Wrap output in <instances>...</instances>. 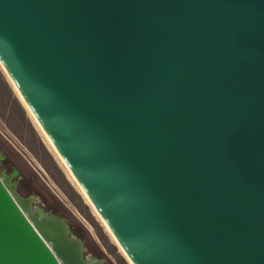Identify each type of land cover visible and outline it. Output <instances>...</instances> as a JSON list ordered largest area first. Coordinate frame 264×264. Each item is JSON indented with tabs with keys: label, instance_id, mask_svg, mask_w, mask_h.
<instances>
[{
	"label": "water",
	"instance_id": "95a60500",
	"mask_svg": "<svg viewBox=\"0 0 264 264\" xmlns=\"http://www.w3.org/2000/svg\"><path fill=\"white\" fill-rule=\"evenodd\" d=\"M0 62L133 264H264V0H0ZM16 199L0 264H103Z\"/></svg>",
	"mask_w": 264,
	"mask_h": 264
},
{
	"label": "rangeland",
	"instance_id": "374dc122",
	"mask_svg": "<svg viewBox=\"0 0 264 264\" xmlns=\"http://www.w3.org/2000/svg\"><path fill=\"white\" fill-rule=\"evenodd\" d=\"M0 150L4 166L18 170L17 190L39 207L63 218L83 241L84 255L103 264H129L116 242L69 176L0 66ZM16 172V171H15Z\"/></svg>",
	"mask_w": 264,
	"mask_h": 264
},
{
	"label": "bare ground",
	"instance_id": "6f19581e",
	"mask_svg": "<svg viewBox=\"0 0 264 264\" xmlns=\"http://www.w3.org/2000/svg\"><path fill=\"white\" fill-rule=\"evenodd\" d=\"M0 66L2 67V69L4 70V72L6 73V76H7L8 80L10 81V83L12 84V87L14 88L15 92L18 94L20 100L22 101L23 105L27 109V111L30 114V116L32 117V119L34 120L35 124L37 125V127L39 128V130L42 132L43 136L45 137V139L47 140V142L49 143V145L53 149L54 153L56 154V156L58 157V159L60 160V162L62 163V165L67 170V172H68L69 176L71 177V179L73 180V182L77 185V187L79 188V190L81 191V193L83 194V196L85 197V199L87 200V202L92 207V209L95 212V214L98 216V218L100 219V221L103 223L104 227L106 228V230L110 234L111 238L116 242V244L118 245L119 249L121 250V252L125 256V258L129 262V264H133L132 261L130 260V258L128 257V255L125 253V251L123 250V248L119 244V242L117 241V239L115 238V236L113 235L112 231L110 230V228L108 227V225L106 224V222L98 214V211L96 210V208L93 205V203L87 198V196H86L83 188L81 187V185L75 180L73 174L69 171L67 165L64 163L63 158L58 154L57 149L55 148V146L53 145V143L51 142V140L49 139V137L47 136V134L44 132L42 126L40 125V123L38 122V120L36 119V117L30 112L29 107H28V104L26 103V101L24 100V98L22 97V95L20 94L19 90L17 89L16 85L14 84L13 80L11 79V77L9 76V74L7 73V71L5 70L4 66L1 64V62H0ZM8 189L10 190V192L13 194L14 198L16 199L17 198V194H15V192L12 189H10V188H8ZM33 200H34V198L33 197L32 198L30 197V198L24 199V201H19V202L17 201V203L23 209V211H24L25 214H28V215L30 214L31 217H33L34 219H40L41 216L46 215L47 213H42L38 209L36 211H34L33 213L28 212V208L30 207L31 201H33ZM25 206H27V207H25ZM26 208H27V210H26ZM51 215H53V214H51ZM47 216L50 217L49 215H47ZM51 217L53 219H55V218H57L58 220L61 219L57 215L56 216L53 215ZM88 258L89 259H93V257H90V256H88Z\"/></svg>",
	"mask_w": 264,
	"mask_h": 264
},
{
	"label": "flooded vegetation",
	"instance_id": "af4514ba",
	"mask_svg": "<svg viewBox=\"0 0 264 264\" xmlns=\"http://www.w3.org/2000/svg\"><path fill=\"white\" fill-rule=\"evenodd\" d=\"M5 158H6V156L0 150V177L4 180L5 185L8 188L12 189L15 192V194H17V196H19L21 198H25V199L30 198L31 196L21 195L19 193V191L17 190L18 185L20 183V179L18 178L17 180H15V178H17L19 176V172H18V170H15L16 172L15 171H11L7 166L5 167L4 166V159ZM32 204H33V201H31V213H33L37 209L40 210L42 213H46L45 211H43L39 207L33 208ZM25 207H27V206H25ZM29 209H30V207H29ZM51 214H53V213H50L49 216H51ZM53 215H55V214H53Z\"/></svg>",
	"mask_w": 264,
	"mask_h": 264
}]
</instances>
